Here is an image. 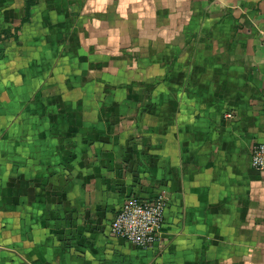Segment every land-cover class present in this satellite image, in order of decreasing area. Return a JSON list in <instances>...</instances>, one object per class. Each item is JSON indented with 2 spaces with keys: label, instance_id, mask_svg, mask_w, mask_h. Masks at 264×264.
I'll return each mask as SVG.
<instances>
[{
  "label": "crops",
  "instance_id": "crops-1",
  "mask_svg": "<svg viewBox=\"0 0 264 264\" xmlns=\"http://www.w3.org/2000/svg\"><path fill=\"white\" fill-rule=\"evenodd\" d=\"M24 16L0 0V264H264V0ZM159 193L154 246L111 234Z\"/></svg>",
  "mask_w": 264,
  "mask_h": 264
},
{
  "label": "built area",
  "instance_id": "built-area-1",
  "mask_svg": "<svg viewBox=\"0 0 264 264\" xmlns=\"http://www.w3.org/2000/svg\"><path fill=\"white\" fill-rule=\"evenodd\" d=\"M252 163L257 169L264 170V142H257L252 147ZM166 205L164 193H159L153 198L131 195L123 202L111 221V234L138 248H151L159 240Z\"/></svg>",
  "mask_w": 264,
  "mask_h": 264
},
{
  "label": "trees",
  "instance_id": "trees-1",
  "mask_svg": "<svg viewBox=\"0 0 264 264\" xmlns=\"http://www.w3.org/2000/svg\"><path fill=\"white\" fill-rule=\"evenodd\" d=\"M36 3V0H25V16H24V21L28 19L29 17V12H30V7Z\"/></svg>",
  "mask_w": 264,
  "mask_h": 264
}]
</instances>
